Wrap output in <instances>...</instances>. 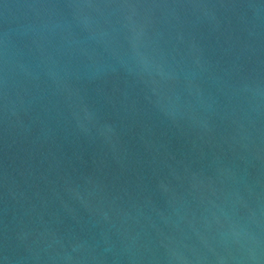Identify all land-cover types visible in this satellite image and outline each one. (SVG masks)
Here are the masks:
<instances>
[{"label":"water","instance_id":"1","mask_svg":"<svg viewBox=\"0 0 264 264\" xmlns=\"http://www.w3.org/2000/svg\"><path fill=\"white\" fill-rule=\"evenodd\" d=\"M0 264H264V0H0Z\"/></svg>","mask_w":264,"mask_h":264}]
</instances>
